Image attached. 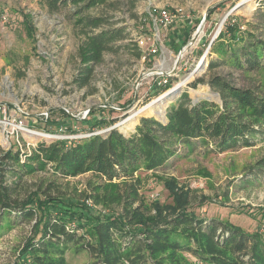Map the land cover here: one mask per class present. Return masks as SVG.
Returning a JSON list of instances; mask_svg holds the SVG:
<instances>
[{
  "label": "rangeland",
  "instance_id": "1",
  "mask_svg": "<svg viewBox=\"0 0 264 264\" xmlns=\"http://www.w3.org/2000/svg\"><path fill=\"white\" fill-rule=\"evenodd\" d=\"M107 0L86 11L83 17H105L98 29L121 28L124 39L112 44L98 63L92 65L89 84H72L77 73L79 45L89 30L76 24L78 16L71 5L50 11L39 0H0V156L8 151L30 153L39 142L75 141L103 135L112 128L127 135L141 117L162 119L167 104L186 90L191 101L206 99L220 103L207 85L221 76L232 85L250 88L264 96V69L245 72L228 64L210 69L218 57L213 53L219 38L227 41L231 26L242 35L264 42V0ZM131 3L133 5L131 6ZM166 8L174 16L167 28L153 26L152 10ZM201 26L195 43L179 59L174 75L164 85L171 89L188 78L174 94L121 123L134 112L167 90L157 83L161 74H170L180 50ZM223 34V36H221ZM144 40L138 44L139 38ZM222 38V39H223ZM215 45V46H214ZM154 49L155 53H149ZM156 70L155 75H148ZM196 80V89L187 88ZM164 88V87H163ZM109 130V131H108ZM253 146L223 154L211 144L180 146L178 157L156 172L135 175L140 180L139 203L146 217L156 206L172 208L177 193L184 192L188 209L199 218L217 219L239 227L243 232H264V173L253 177L248 170L264 160V135ZM7 178L5 183H9ZM100 180L90 175L60 179L51 172L28 175L12 185L11 199L24 200L42 192L71 204L87 205L96 217L119 216V205L102 206L82 199ZM179 189V190H178ZM90 204V205H88ZM18 221V220H17ZM32 223L18 222L0 231V264H16ZM140 225L135 227L139 229ZM191 263L193 259H188ZM67 264H92L89 256L77 249L66 252ZM18 264V263H17Z\"/></svg>",
  "mask_w": 264,
  "mask_h": 264
},
{
  "label": "trees",
  "instance_id": "2",
  "mask_svg": "<svg viewBox=\"0 0 264 264\" xmlns=\"http://www.w3.org/2000/svg\"><path fill=\"white\" fill-rule=\"evenodd\" d=\"M39 1L50 11L71 5L78 16L76 24L89 30L77 49L78 68L72 81L77 88L86 87L92 65L113 43L124 39V30L107 28L94 33L91 30L107 24L106 18L83 17L107 0ZM227 35V41L221 37L214 45L218 60L210 69L224 64L245 72L264 69V42L250 33L242 35L236 26ZM201 82H191L187 88L196 89ZM207 85L220 103L191 101L183 90L167 104L162 119L141 117L127 135L113 129L75 141L39 142L30 153H22L24 159L19 151L4 152L0 156V231L13 223H32L16 262L67 264L66 252L77 248L92 264H264V232L249 234L229 222L199 218L188 209L184 192L172 189L176 198L168 214L156 206L154 214L146 217L138 204L140 180L135 175L162 169L178 157L180 146L211 144L212 151L223 154L252 147L253 140L264 135V96L221 76L211 77ZM167 89L162 86L161 92ZM48 170L62 180L86 174L100 180L79 200L119 205L121 214L96 217L88 208L83 210L84 203L77 206L44 192L42 197L35 193L21 201L11 199V186L17 181ZM247 173L263 174L264 160ZM7 178L9 183H5ZM138 225L141 230H135Z\"/></svg>",
  "mask_w": 264,
  "mask_h": 264
},
{
  "label": "built area",
  "instance_id": "3",
  "mask_svg": "<svg viewBox=\"0 0 264 264\" xmlns=\"http://www.w3.org/2000/svg\"><path fill=\"white\" fill-rule=\"evenodd\" d=\"M148 18L151 21L153 26H156L157 28H167L172 26V24L174 23V16L171 15L168 10L166 8H158V9H154L152 11L149 12L148 14ZM138 44L139 45H143L144 44V40L142 37L139 38L138 40ZM149 53H155L154 49H149ZM148 75H155V73H149ZM156 76H161L157 83L158 86L162 87L164 85L167 84L168 82V76H165L161 73H157ZM90 205V204H88Z\"/></svg>",
  "mask_w": 264,
  "mask_h": 264
},
{
  "label": "bare ground",
  "instance_id": "4",
  "mask_svg": "<svg viewBox=\"0 0 264 264\" xmlns=\"http://www.w3.org/2000/svg\"><path fill=\"white\" fill-rule=\"evenodd\" d=\"M247 1H248V0H242L240 4H243V3L247 2ZM185 51H186V50H183V53H184ZM183 53H182V55H183ZM158 72H159V71H158ZM158 72H157V73H158ZM187 79H188V78H185V79L181 80L179 83H177L176 85H174L173 88H175V86H178V87L180 88L181 86H183V85L185 84V82H186ZM166 93H167V92L163 93L162 95H160L158 98L152 100L150 103H148V104H147L146 106H144L143 108H140L138 111L134 112L132 115H130L129 117H127V118L121 123V125L128 123L130 120H132V118H133L134 116H136L137 114L143 112L144 110H147V109H149V108H152V106L156 105L157 103H159L160 100H162V98L166 95ZM0 125L2 126V128H4V126L7 125V124H5V123H0Z\"/></svg>",
  "mask_w": 264,
  "mask_h": 264
},
{
  "label": "water",
  "instance_id": "5",
  "mask_svg": "<svg viewBox=\"0 0 264 264\" xmlns=\"http://www.w3.org/2000/svg\"><path fill=\"white\" fill-rule=\"evenodd\" d=\"M200 29H201V26H199L197 32H196L195 35L191 38V40L189 41V43L186 44V46H184V47L180 50V52L178 53V56H177V59H176V62H175V66H174L173 70L171 71V73H170V74H163V75H165V76L174 75L175 70H176V68H177V64H178V62H179V59L182 57V53H183L184 48H187V46H189V45L195 43L197 37L199 36ZM156 72H157L156 70H149V71H148V74H149V73H152V74H153V73H156ZM178 89H179V87H178V86H175V88H171V89L167 90L166 95H165L162 99H166V98H168L169 96H171L172 94H174ZM113 129H114V128H112L111 130H113ZM108 131H109V130H108Z\"/></svg>",
  "mask_w": 264,
  "mask_h": 264
}]
</instances>
